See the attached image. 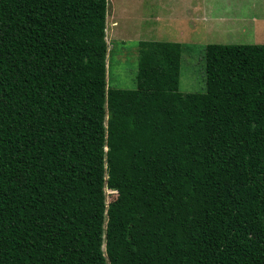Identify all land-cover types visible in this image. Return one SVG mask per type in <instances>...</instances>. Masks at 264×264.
<instances>
[{
  "label": "trees",
  "instance_id": "trees-1",
  "mask_svg": "<svg viewBox=\"0 0 264 264\" xmlns=\"http://www.w3.org/2000/svg\"><path fill=\"white\" fill-rule=\"evenodd\" d=\"M108 5L0 0V264H264V45L184 94L182 44L141 41L113 88Z\"/></svg>",
  "mask_w": 264,
  "mask_h": 264
},
{
  "label": "rangeland",
  "instance_id": "rangeland-1",
  "mask_svg": "<svg viewBox=\"0 0 264 264\" xmlns=\"http://www.w3.org/2000/svg\"><path fill=\"white\" fill-rule=\"evenodd\" d=\"M106 41L113 88L136 89L139 43L153 41L182 44L179 90L205 93L207 46L264 45V0H109Z\"/></svg>",
  "mask_w": 264,
  "mask_h": 264
}]
</instances>
